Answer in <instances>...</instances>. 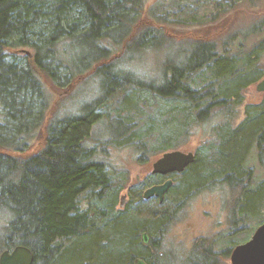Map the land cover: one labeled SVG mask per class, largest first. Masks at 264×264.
Returning a JSON list of instances; mask_svg holds the SVG:
<instances>
[{"label":"trees","instance_id":"16d2710c","mask_svg":"<svg viewBox=\"0 0 264 264\" xmlns=\"http://www.w3.org/2000/svg\"><path fill=\"white\" fill-rule=\"evenodd\" d=\"M143 4L0 0V254L24 245L33 252L32 264H134L136 258L148 264H225L232 247L219 248L215 239L197 238L181 257L168 254L162 244L169 225L179 219L183 200L206 188L212 178L228 185L231 228L253 212L258 224L263 221L256 212L264 199V182H250L252 169L245 157L254 145L264 164V100L248 108L239 126L221 132L215 157L199 162L196 155L185 168L180 184L166 192L174 194L175 206L139 219L128 214L129 204L120 207L118 202L114 210L115 195L105 200L101 196L112 182L101 153L108 143L132 144L139 136L130 120L102 113L110 90L135 86L181 101L182 107L173 111L184 113L183 124L190 118L194 125L211 121L219 131L223 121L212 114L230 111L241 101L239 91L262 73L264 39L244 56L219 50L212 41L189 42L181 47V61L164 59L161 81L133 71L126 64L137 54L156 44L167 42L169 47L173 41L160 25L139 28ZM195 74L203 80L201 85ZM90 79L100 93L91 95L97 91L93 89L90 99L74 111L45 119V82L73 92L75 82ZM100 124L110 131L108 140L97 135ZM35 143L39 147L33 150ZM134 145L146 148L142 140ZM86 191L104 207L91 203L82 209L78 199ZM143 232L148 243L142 241Z\"/></svg>","mask_w":264,"mask_h":264},{"label":"rangeland","instance_id":"374dc122","mask_svg":"<svg viewBox=\"0 0 264 264\" xmlns=\"http://www.w3.org/2000/svg\"><path fill=\"white\" fill-rule=\"evenodd\" d=\"M143 2V10L137 22L139 28L160 25L173 39L170 42L171 46L167 47L169 45L167 42L156 44L137 54L135 59L126 64L148 79L161 81L164 59L168 56L175 58L176 62L181 61L183 58L180 53L181 47L187 46L189 42L212 41L217 44L219 50L224 48L228 50L226 52L228 54L238 52L244 56L255 44L264 39V0H143ZM260 23L262 24L257 30L261 29L251 33L252 27ZM259 65L262 67L260 78L239 91L241 101L234 102L229 107L230 111L226 112L225 109L223 116L212 114L213 119L223 121L219 131L214 130L211 121L194 125L190 123L192 120L190 118L183 124L184 113L176 114V111H173L177 106L182 107L184 103L181 101L163 99L135 86H120L110 90L104 100L102 113L108 114L111 118L117 115L126 121L130 120V124L134 126L133 130L138 132L139 136H134L132 144L108 143L105 152L101 153L112 179L111 185L101 194L104 200L115 195L113 208L116 210L120 196L125 194L124 206L129 204L128 214L139 219L152 218L156 210L173 206L174 203L176 205L177 200L173 193L165 194L162 203L157 197L148 200L143 198V191L147 187L153 183H161L166 178L151 173L152 163L168 144H170L168 150L193 151L199 162L215 157L222 144L221 132L225 128L233 129L239 126L249 115L246 112L248 108L251 105L255 107V104L264 100V93L255 89L256 82L264 77V52L260 55ZM194 80L198 85L203 82L196 74ZM44 84L48 100L45 119L56 116L57 113L64 115L74 111L83 101L90 99V91L93 89L97 91L91 95L100 93L94 79L75 82L76 90L73 92L72 89L69 90L66 86H59L51 81ZM180 107H177V110ZM97 135L108 140L110 131L100 124ZM121 139L119 136V141ZM140 140L145 142V150L134 145ZM38 145L35 143L33 150H36ZM251 148L245 162L246 166L252 169L250 182L258 185L264 182V164L260 161L254 145H251ZM181 176L182 173H177L169 177L172 178L174 185H179ZM212 179L206 188L183 200L182 212L178 214L179 219L169 225V231L162 242L163 250L168 254L174 252L179 257L184 256L188 254L194 240L204 237L215 239L219 248L227 246L233 248L247 241L259 225L253 212L234 229L231 228L228 218L231 207L228 185L224 186L222 182H218V178L215 182ZM78 200L82 209L89 208L91 203L93 207H104L101 201L96 202L90 191L82 193ZM256 213L262 215L264 219V199ZM225 264H229V257L225 258Z\"/></svg>","mask_w":264,"mask_h":264},{"label":"water","instance_id":"95a60500","mask_svg":"<svg viewBox=\"0 0 264 264\" xmlns=\"http://www.w3.org/2000/svg\"><path fill=\"white\" fill-rule=\"evenodd\" d=\"M255 89L264 92V77L257 81ZM193 151H183L173 149L163 152L152 163L151 173L170 175L172 173H182L185 168L195 159ZM173 185L172 178H166L161 183H155L143 191V198L148 200L157 197L162 203L168 189ZM125 194L120 196L119 206L123 207L125 203ZM142 241L149 242V236L146 232L142 233ZM33 252L24 245H16L10 250H4L0 254V264H32ZM134 264H148L142 258H136ZM229 264H264V219L255 228L251 237L244 243L235 245L229 255Z\"/></svg>","mask_w":264,"mask_h":264},{"label":"flooded vegetation","instance_id":"af4514ba","mask_svg":"<svg viewBox=\"0 0 264 264\" xmlns=\"http://www.w3.org/2000/svg\"><path fill=\"white\" fill-rule=\"evenodd\" d=\"M258 81H259V80H258ZM256 83H257V82H256ZM262 93H264V92H262ZM253 105H254V104H253ZM255 105H257V104H255ZM155 175H156V176H157V175L164 176V177H166V178H169V176H172V174H170V175L155 174ZM166 178H165V179H166ZM165 179H164V180H165ZM164 180H163V181H164Z\"/></svg>","mask_w":264,"mask_h":264}]
</instances>
